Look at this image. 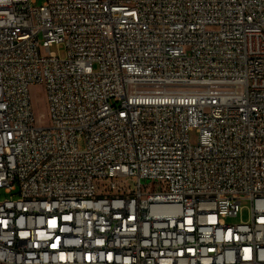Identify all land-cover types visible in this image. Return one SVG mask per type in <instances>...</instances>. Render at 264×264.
I'll return each instance as SVG.
<instances>
[{"label":"built area","instance_id":"built-area-1","mask_svg":"<svg viewBox=\"0 0 264 264\" xmlns=\"http://www.w3.org/2000/svg\"><path fill=\"white\" fill-rule=\"evenodd\" d=\"M37 1L0 0V264H264V0Z\"/></svg>","mask_w":264,"mask_h":264},{"label":"rangeland","instance_id":"rangeland-1","mask_svg":"<svg viewBox=\"0 0 264 264\" xmlns=\"http://www.w3.org/2000/svg\"><path fill=\"white\" fill-rule=\"evenodd\" d=\"M42 0H38L36 2V5H39L41 3ZM50 51L59 54V55H63V47L61 45H52L50 47ZM30 96H31V103H32V107H33V111H34V115L36 118V122L37 124L40 125H48L49 124V114H48V108H47V101L43 92V88L40 85H34L31 87L30 89ZM189 137L192 143L196 142V132L195 131H191L189 133ZM80 146L82 147L83 144L80 143ZM119 184L125 188H131L132 182L130 179H126V178H122L119 181ZM144 186L147 189H154L155 187V183L154 182H149V181H143ZM15 192H13L12 194H14ZM8 197V194H3L1 193V197ZM13 197H15V195H13ZM244 208L241 210V212L238 214V216L230 218V222H238L240 219L241 220H246L248 218V210L246 207L249 206L248 203H243Z\"/></svg>","mask_w":264,"mask_h":264}]
</instances>
